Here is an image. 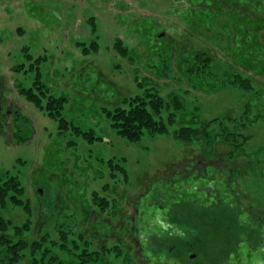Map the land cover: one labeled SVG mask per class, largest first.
I'll return each mask as SVG.
<instances>
[{
	"label": "rangeland",
	"instance_id": "rangeland-1",
	"mask_svg": "<svg viewBox=\"0 0 264 264\" xmlns=\"http://www.w3.org/2000/svg\"><path fill=\"white\" fill-rule=\"evenodd\" d=\"M197 50L212 58L206 76L187 67ZM39 57L41 81L67 100L62 115L98 139L61 131L19 92L33 86ZM237 74L253 89L223 84ZM0 78L19 111L0 116V183L18 176L32 208L0 206L9 235L30 218L24 237L46 234L66 263L89 247L103 264H264V0H0ZM148 91L177 120L130 140L108 112ZM249 102L260 118L238 128L250 139L234 162L221 156L231 147L211 153L174 134L193 112L242 119ZM60 221L69 253L54 244Z\"/></svg>",
	"mask_w": 264,
	"mask_h": 264
},
{
	"label": "trees",
	"instance_id": "trees-1",
	"mask_svg": "<svg viewBox=\"0 0 264 264\" xmlns=\"http://www.w3.org/2000/svg\"><path fill=\"white\" fill-rule=\"evenodd\" d=\"M118 45H122L121 40L118 41ZM123 50L127 51L128 49L123 48ZM189 57V59L185 58V61L188 63L187 67L192 73H198L201 74V76H206L205 73H211L210 64L212 58L208 56V52L205 50H197L192 52ZM191 58L193 63L189 62ZM42 59L44 58H36L31 65L32 69L36 70V79L33 86L27 88L18 84L17 87L19 92L30 101L34 102L40 109L46 111L51 118L58 120L59 129L61 131H68L72 128L73 131L84 134V138L88 141L98 139L99 137H96L94 129H82L62 115L67 100L65 97L51 94L49 88L41 81L40 61ZM232 79L233 80L226 79V82L223 84L237 85L246 90L253 89L251 80L248 77L237 74L234 75ZM128 102L130 104L129 108L117 107L115 110L109 111L108 115L112 120L111 123L113 127L130 140H139L144 135L145 131L150 133H168L169 125L175 123L177 120V114L174 113L169 115L168 118H164L162 111L165 107H168V104H166L167 102H165L164 97L157 92H145L144 95L132 97ZM174 106L176 109L185 108L183 107V102L178 97L176 98ZM253 107L254 105L251 104V102L247 104L245 116H243L242 119L228 116L226 118L205 120L200 117L199 113L193 112L192 121L175 130L174 134L178 140L183 142L203 141L206 148H208V151L211 153H214L217 144L231 147V149L226 151L225 155L222 154L221 156H226L225 160L227 163L231 161L234 162L239 153L243 152L247 141L250 139V136H246L240 132L238 133V128L246 126L247 124H252L260 118V115L254 116L252 113L254 112ZM3 128L4 126L1 124L0 120V131H3ZM234 165L237 169L240 168H238V163ZM216 173L217 171L215 174ZM4 174L5 179L0 183V206L5 207L8 202H11L14 205L23 206L28 213H31L32 208L29 200L23 198L24 186L20 178L11 175L9 172H5ZM215 178L217 179L218 177L215 176ZM97 199L99 198L95 196L94 200ZM100 201V207L106 209L108 200L100 198ZM207 207H209V205L204 206L205 209ZM215 208H218V206L208 208V210L214 211ZM195 214L196 213H194V215ZM52 215H54V213H52ZM10 224L11 221L9 219L0 215V264H26L25 260L28 250H30L31 259L30 263L27 262V264H103L99 262L101 261L100 252L92 250L89 247L81 248L78 252H73V254L70 253L73 257L67 260L68 262L66 263L61 256L51 251L52 248L47 245V242L50 240L46 234L31 242L24 237V232L31 229L32 219L28 218L23 225L16 226V236L8 234ZM57 225L59 227L61 243L54 241V244L58 245L63 252L69 253L70 248L68 242L71 230L67 228L68 225L64 222L60 221ZM229 225L234 226V223L230 222L225 224L228 228ZM250 236L254 238L256 235L249 234L246 240H248ZM227 259L226 257L225 262L228 261Z\"/></svg>",
	"mask_w": 264,
	"mask_h": 264
},
{
	"label": "flooded vegetation",
	"instance_id": "flooded-vegetation-1",
	"mask_svg": "<svg viewBox=\"0 0 264 264\" xmlns=\"http://www.w3.org/2000/svg\"><path fill=\"white\" fill-rule=\"evenodd\" d=\"M5 85L2 78H0V116L4 117L7 120L11 116L19 115V111L16 108V105L14 103H9L6 96H5ZM6 122V121H5ZM164 223H162L163 225ZM164 228H167L163 225Z\"/></svg>",
	"mask_w": 264,
	"mask_h": 264
},
{
	"label": "water",
	"instance_id": "water-1",
	"mask_svg": "<svg viewBox=\"0 0 264 264\" xmlns=\"http://www.w3.org/2000/svg\"><path fill=\"white\" fill-rule=\"evenodd\" d=\"M39 191H40V194H42V189H39Z\"/></svg>",
	"mask_w": 264,
	"mask_h": 264
}]
</instances>
